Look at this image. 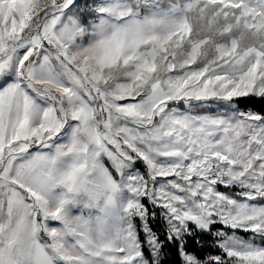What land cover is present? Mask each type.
I'll list each match as a JSON object with an SVG mask.
<instances>
[{"label": "snow or ice", "instance_id": "snow-or-ice-1", "mask_svg": "<svg viewBox=\"0 0 264 264\" xmlns=\"http://www.w3.org/2000/svg\"><path fill=\"white\" fill-rule=\"evenodd\" d=\"M241 99L264 102V0H0V264H264ZM81 183L98 214L70 212Z\"/></svg>", "mask_w": 264, "mask_h": 264}, {"label": "clouds", "instance_id": "clouds-1", "mask_svg": "<svg viewBox=\"0 0 264 264\" xmlns=\"http://www.w3.org/2000/svg\"><path fill=\"white\" fill-rule=\"evenodd\" d=\"M71 168H72V163L70 162L67 168L60 169V170L53 169L49 173L50 178L55 182L54 187L52 189V196L54 199L62 197L63 193L67 191L65 176L67 172L71 171ZM89 184H91V182H89ZM57 188H60L61 191L59 192L55 191ZM90 192L95 193V195L98 197V200L101 203L103 202L104 192L102 189L95 188V187H89L86 190L83 183L78 184L74 187V193H73L74 197L82 201V203H79V204H81L87 212H92V210L95 209L94 205L97 202V200H92L93 207H87V205L89 204V193Z\"/></svg>", "mask_w": 264, "mask_h": 264}, {"label": "rangeland", "instance_id": "rangeland-1", "mask_svg": "<svg viewBox=\"0 0 264 264\" xmlns=\"http://www.w3.org/2000/svg\"><path fill=\"white\" fill-rule=\"evenodd\" d=\"M92 3V0H77V3L80 4L81 6H83L85 3ZM91 19V17H90ZM79 42V41H78ZM85 43H87V38L85 37L84 40ZM106 160V159H105ZM136 168H138L141 172H145V168L142 162H137V164L135 165ZM133 169H129L128 171L131 172ZM55 191L59 192L61 191L60 188H57ZM128 191L125 189L117 198V203L116 206L110 209V212L112 214V218L113 220L115 219L116 216H118L121 213V205L126 202L127 198H128ZM68 208L70 210V212L73 215L76 214H80L82 211H86L83 206L81 204H76V205H72L69 204ZM92 213L95 215L98 213L97 209H93ZM52 226H56V224L53 222ZM241 235H244L243 233H240Z\"/></svg>", "mask_w": 264, "mask_h": 264}, {"label": "trees", "instance_id": "trees-1", "mask_svg": "<svg viewBox=\"0 0 264 264\" xmlns=\"http://www.w3.org/2000/svg\"><path fill=\"white\" fill-rule=\"evenodd\" d=\"M239 107L242 109H246L248 107H251L253 110L260 112V111H264V102L253 101V100H248V99H241L239 101ZM105 163L107 164L108 161L105 160ZM221 190H225V189L221 188ZM144 203L147 204L148 203L147 200H144ZM157 227H159V225H157ZM202 239L207 241L209 238L207 236H205ZM190 246L192 248L197 247L195 245H191V242H190ZM209 252H212L213 254H217L216 252H213V250L210 248H205L203 251H199L198 254L201 257H203L205 254H207ZM164 264H179V261H178L176 254H175L174 249L172 250V254L164 261Z\"/></svg>", "mask_w": 264, "mask_h": 264}]
</instances>
